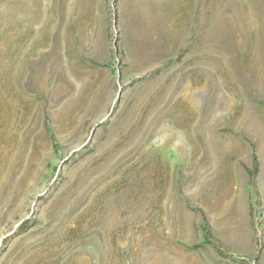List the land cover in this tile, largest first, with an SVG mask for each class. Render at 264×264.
<instances>
[{"label":"rangeland","instance_id":"374dc122","mask_svg":"<svg viewBox=\"0 0 264 264\" xmlns=\"http://www.w3.org/2000/svg\"><path fill=\"white\" fill-rule=\"evenodd\" d=\"M0 264H264V0H0Z\"/></svg>","mask_w":264,"mask_h":264}]
</instances>
